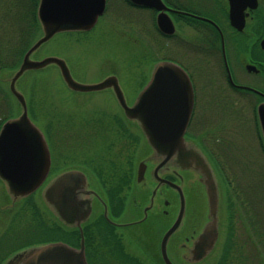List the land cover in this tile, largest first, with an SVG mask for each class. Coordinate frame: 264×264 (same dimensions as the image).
Listing matches in <instances>:
<instances>
[{"label":"flooded vegetation","instance_id":"af4514ba","mask_svg":"<svg viewBox=\"0 0 264 264\" xmlns=\"http://www.w3.org/2000/svg\"><path fill=\"white\" fill-rule=\"evenodd\" d=\"M147 1L145 5L123 0L134 12L131 43L152 58L140 84L132 85L135 91L128 94L116 69L108 70L98 82L115 76L131 106L151 80L158 61L174 62L185 70V92L174 95L172 101L184 109L174 111V117L185 121L183 116L188 113L184 140L205 155L216 179V243L201 260H190L194 241L210 218L203 174L181 167L175 156L158 154L138 120L125 114L113 85L73 90L56 66L66 89L81 98L74 108L85 109V113L44 117L40 123L33 120L50 155L47 174L34 193L12 196L0 178L5 194L0 204V264L21 251L56 241L82 250L87 264H167L165 252L172 264H204L207 260L264 264L261 246L256 257L244 250L248 246L220 243L229 202L238 198L230 167L239 165L232 160L234 149L244 151L240 136L250 132L264 154L260 119V109L264 115V0ZM160 12L162 29L157 25ZM148 14L155 32L145 25ZM66 171L83 175L70 183L76 186V194L74 206L73 199L67 201L71 206L68 222L43 196L44 189ZM25 215L32 225L26 229L32 232L28 235L23 234ZM177 221L164 242V252L165 234ZM47 231L53 236L39 235Z\"/></svg>","mask_w":264,"mask_h":264},{"label":"water","instance_id":"95a60500","mask_svg":"<svg viewBox=\"0 0 264 264\" xmlns=\"http://www.w3.org/2000/svg\"><path fill=\"white\" fill-rule=\"evenodd\" d=\"M130 1L145 5L150 3L147 0ZM105 7L106 0L38 1L36 17L41 34L25 51L19 66L9 79V90L18 101L21 111L17 116L5 120L0 127V177L6 182L11 195L23 197L38 188L49 168L50 155L43 133L31 121L26 98L16 88L17 80L26 71L55 64L66 85L77 91L97 90L113 85L125 114L138 120L148 143L158 154L166 158L175 156L181 167L193 168L203 174L201 181L206 186L210 218L194 241L190 256V260L199 261L212 249L218 238L219 198L216 179L205 155L193 143L184 140L183 133L188 121V113L183 116L185 121L179 116L178 119L174 117V111L182 112L184 109L181 104L176 106L172 101L174 95L185 92L183 79L188 78L185 70L177 63L158 61L154 66L151 80L144 85L135 102L129 106L123 98L117 78L113 75L106 76L99 82L83 83L73 78L64 58L59 56L32 58V54L57 33L90 30L103 14ZM162 15L163 13L160 12L157 17V24L161 29ZM166 100L170 102L166 103ZM260 119L264 137V115L261 109ZM79 175L83 177L78 171H66L52 181L43 192L47 202L58 208L59 216L66 222H68V209L71 208L67 201L69 198L73 199L76 194V186L70 183ZM177 223L178 221L165 234L164 252V242L174 231ZM164 257L167 264H172L166 252ZM6 264H87V261L82 250L77 251L65 242L56 241L21 251Z\"/></svg>","mask_w":264,"mask_h":264},{"label":"rangeland","instance_id":"374dc122","mask_svg":"<svg viewBox=\"0 0 264 264\" xmlns=\"http://www.w3.org/2000/svg\"><path fill=\"white\" fill-rule=\"evenodd\" d=\"M28 1L0 0V63L5 62L8 66L0 69V123L17 116L20 111L19 103L9 92L8 85L15 71L13 64L19 58L20 50L16 47L23 36V25L26 28L23 14L28 7ZM133 13L123 0H108L107 11L93 29L85 32L58 33L35 51L32 58H64L73 78L83 83L98 82L108 70H119L122 74L121 83L128 94H131L135 91L131 86L140 84L145 69L152 62L149 53L146 54L143 48L131 43L130 35L135 30L131 24ZM145 20L149 30L155 32L149 14ZM16 88L26 98L28 115L32 121L40 123L44 117H65L68 114L79 116L85 113V109L74 108V102L81 98L77 96L79 94L66 89L54 64L26 71L17 80ZM240 140L244 151L238 152L234 149L236 154L232 159L234 164L239 165L230 167L232 179L236 182L235 197L238 198L229 202L230 214L225 219L220 243L248 246L244 250L257 257L262 251L259 246L264 249V154L259 151L258 144L250 132L246 131L240 136ZM4 197L5 194L3 195L0 188V204ZM204 209L205 203L202 202L201 211ZM251 221L256 227L257 236L249 230ZM24 223L23 234H31V231H26L32 227L28 215H25ZM39 235L47 238L53 236L51 231L43 234L40 232ZM204 264L214 263L207 260Z\"/></svg>","mask_w":264,"mask_h":264},{"label":"trees","instance_id":"16d2710c","mask_svg":"<svg viewBox=\"0 0 264 264\" xmlns=\"http://www.w3.org/2000/svg\"><path fill=\"white\" fill-rule=\"evenodd\" d=\"M37 4H38V0H29L27 4L28 7L26 9V12L25 14H23L26 22V28H24L23 25L21 29V33L23 32V36L21 35L22 36L21 40L18 42V45L16 47L18 51L20 50V53H19V58L13 64L14 68L17 67L24 52L28 49V47L33 42V40L40 34V25L36 17ZM5 67H8L7 63L5 62L0 63V69H4ZM249 226H250V228L248 227L249 230L251 229L253 235L257 236L258 233H256V227L254 226L253 221L250 222Z\"/></svg>","mask_w":264,"mask_h":264}]
</instances>
